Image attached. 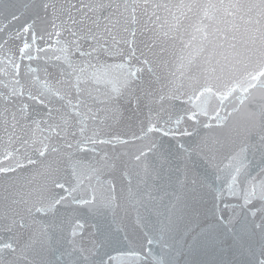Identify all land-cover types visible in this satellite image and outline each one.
<instances>
[{"label":"snow or ice","instance_id":"snow-or-ice-1","mask_svg":"<svg viewBox=\"0 0 264 264\" xmlns=\"http://www.w3.org/2000/svg\"><path fill=\"white\" fill-rule=\"evenodd\" d=\"M0 264H264V0H0Z\"/></svg>","mask_w":264,"mask_h":264}]
</instances>
